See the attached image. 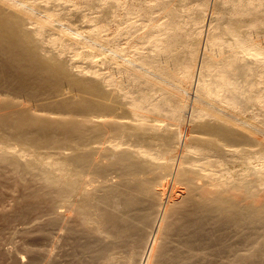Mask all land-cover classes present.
Here are the masks:
<instances>
[{"label":"bare ground","instance_id":"1","mask_svg":"<svg viewBox=\"0 0 264 264\" xmlns=\"http://www.w3.org/2000/svg\"><path fill=\"white\" fill-rule=\"evenodd\" d=\"M260 36L264 0H0L24 264H264Z\"/></svg>","mask_w":264,"mask_h":264},{"label":"rangeland","instance_id":"2","mask_svg":"<svg viewBox=\"0 0 264 264\" xmlns=\"http://www.w3.org/2000/svg\"><path fill=\"white\" fill-rule=\"evenodd\" d=\"M83 3L84 2H82L81 5H84L85 6V4H83ZM261 40H264V37L263 36H260V37L256 38V41H258L260 45L262 43ZM190 95L192 97H190V98L188 97V98L191 99V100H193V95L192 94H190ZM190 95L188 94V96H190ZM203 103H206L207 104V102H203ZM214 104L218 105L217 103H214ZM250 104H251L250 109L248 111H246V113H243L241 117L247 118V120L252 124L253 127L251 126V128H252V133L253 134L255 133V135H257L258 137H261L262 139H264V124L261 122L264 119V102L252 100ZM227 107L230 108V106H228V105H227ZM224 108L227 111H229V112L231 111L230 109H228L226 107H224ZM256 127L259 128L261 131H256ZM251 160H252V162L254 164H257V160L255 158H251ZM242 165H243L242 163L239 164V165L238 164H235L234 168L236 167L237 169H240V166H241V168H243L244 165L243 166ZM179 188L180 187H177V189H179ZM14 194H15V192H13L10 188L4 187V188L0 189V264H14V263L17 264L16 261H15L16 260L15 256L16 255H19V253H20V255L22 254V256H24L23 258L25 259L24 262H22L21 264L27 263L26 260L29 258V255L34 252L33 249L36 247L34 245H36L38 242H39L38 245L39 244L41 245V243L44 242L42 239L39 240L40 237H37V236H39L38 235L39 233L36 230V228L34 229V228L31 227L32 228L31 229L29 227V228H27V230H24V231L23 230L20 231V228L18 229V226L20 225V221H21V224H23V225H28V223H25L24 224V221L22 223V220H19V222H18V219L17 220L7 219V218H9L8 216L10 215V213L13 212L12 210H15V209H13V207L14 206L16 207L15 200H14ZM9 211H11V212L9 213ZM3 214H5V215H3ZM6 215H8V216H6ZM5 216L7 218H4ZM12 221H13V224H12ZM28 229H30V230H28ZM19 232L21 233V235H20ZM29 232H33V233H29ZM32 234H34V235H32ZM29 239H30V241H29ZM59 240H60V244H61V242H63V243H67L68 245H70L68 242H65L66 240L64 241L62 238L59 239ZM34 241L37 242V243H35ZM31 244L34 247H32ZM29 246L33 248V249H31L33 252H31V250H28L27 249V247H29ZM65 246L64 247H61V248H63V250L64 249L66 250V247L67 246L66 247ZM23 247H25V248L23 249ZM67 248H70L71 249L70 246H68ZM70 249H68L66 251L64 250L65 253L69 252ZM26 250H28V251H26ZM66 261H70V263H67V262L63 263L62 262V263H59V264H74L73 263V260L71 261L70 258L66 259Z\"/></svg>","mask_w":264,"mask_h":264}]
</instances>
